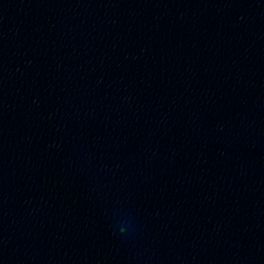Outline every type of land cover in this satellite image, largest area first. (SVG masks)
<instances>
[{"label": "water", "instance_id": "1", "mask_svg": "<svg viewBox=\"0 0 264 264\" xmlns=\"http://www.w3.org/2000/svg\"><path fill=\"white\" fill-rule=\"evenodd\" d=\"M211 142L264 228V0H94Z\"/></svg>", "mask_w": 264, "mask_h": 264}]
</instances>
